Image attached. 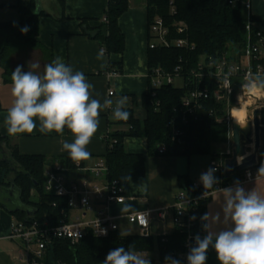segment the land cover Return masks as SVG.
<instances>
[{"label":"trees","instance_id":"trees-1","mask_svg":"<svg viewBox=\"0 0 264 264\" xmlns=\"http://www.w3.org/2000/svg\"><path fill=\"white\" fill-rule=\"evenodd\" d=\"M59 1L64 6V0ZM146 1L149 28L156 16L162 17L169 29L170 40L186 38L194 44V48H180L175 45L149 48V74L155 69L174 73L180 66L186 84L183 87L166 84L155 88L148 77V92L141 97L146 118L141 121L135 118L131 109H126L130 113L129 119L118 123L126 125L128 129L110 131L109 136L104 138L107 150L102 158L108 167L106 179L117 180L127 195L130 181L126 180V177L129 175L131 179L144 177L146 166L144 154L131 153L127 150L126 137L145 138L147 152L151 157H185L188 160L200 155H211L214 158L231 157L222 149L230 139L229 122L226 120L228 101H216L210 89L209 97L201 101L202 105L195 111L197 117L194 119L189 113L185 114L183 98L196 86V79L190 75V70L203 57L209 55L228 54L230 60L240 59L246 49L249 32L244 0ZM35 5L39 7L38 14L33 13ZM16 7L19 11V20L0 22V64L5 83H12L11 73L16 68L12 60L17 53L40 50L45 64L55 58L53 51L37 39L41 29L40 18L46 15L40 7L39 0H17ZM128 7L129 0H108L106 21L95 27L89 26L86 19L81 22L85 34L99 40L105 53L124 52L125 36L119 26V18ZM258 21L252 12L250 30L253 41L256 40L259 29ZM179 23L186 26L183 33L177 30ZM24 26H29L27 34L20 31ZM115 69L121 73L122 63ZM239 90L240 85H236L235 95ZM235 95L233 94L231 98L229 104L231 107L235 106ZM262 117L264 119V114ZM174 127L181 131L180 135H175ZM3 145L9 151V156L3 153ZM162 145L166 146V150L160 153L159 147ZM78 162L84 166L85 160ZM76 163L68 156L54 164L66 165L73 170L77 168ZM261 163H264V147L260 151L258 165L252 169L257 171ZM48 164L49 160L44 155L20 154L18 148L10 143L9 138L0 132V206L8 210L16 221L27 223L37 219L41 223L57 225L64 217L67 208L66 198L44 190V173ZM242 173L243 171L231 176L222 174V178L225 183H234ZM183 178V190L189 197L197 199V203L192 207L191 216H196L191 227L192 234L194 236L199 234L203 238L206 233L200 217L207 212L211 195L207 199H201L204 190L195 188L188 175ZM33 191L37 192L38 200H33ZM186 239L187 232L179 227H175L170 234L159 236L122 234L120 231H114L107 237L88 235L76 244H72L68 239L56 238L47 245L43 260L46 264H103L110 250L117 247H124L127 250L131 246L133 251L148 252L151 264L155 261L150 256L153 252L158 253L161 263H165L166 256L177 258L182 263L178 254L186 251L184 247Z\"/></svg>","mask_w":264,"mask_h":264},{"label":"crops","instance_id":"crops-1","mask_svg":"<svg viewBox=\"0 0 264 264\" xmlns=\"http://www.w3.org/2000/svg\"><path fill=\"white\" fill-rule=\"evenodd\" d=\"M39 2L46 15L40 18L41 29L37 39L53 51L54 57L62 58L66 64L72 66L74 71H81L85 74L87 81L94 85L91 90L92 98L98 99L103 104L106 98L115 102L117 98L127 96L129 102L126 109H131L135 118L143 121L146 118V111L142 106L141 97L149 89L148 50L150 40L147 1L129 0L128 9L119 18V26L125 36L124 52L121 54L104 52L102 60L97 59V55L102 49L99 40L85 34L81 22L86 19L89 26H98L104 21L108 0H64V6L59 0H39ZM16 5L17 0H0V22L19 20V11ZM256 16L259 20L257 26L264 29V15ZM32 51L28 54L29 60H34L32 56L38 57L37 60L41 65L39 70L42 72L45 62L42 60L41 52L40 50ZM119 63H122L120 74L111 78L100 74L108 69H115ZM12 64H14L13 60ZM101 64H104L105 67L102 68ZM1 71L3 70L1 69ZM2 81L4 85H1ZM11 88L12 83H5L2 73L0 81L1 134L9 138L10 143L18 148L20 154L44 155L49 160L48 166L54 165L61 158L68 157V153L62 150V143L64 141L71 143L74 137L67 127L63 133L55 131L42 133L40 121L37 119L35 121L36 128L31 133L8 134L5 118L8 109L14 103ZM111 90L114 92L113 95H110ZM234 113H236L235 109ZM127 129L126 125L119 124L112 118L111 109L102 108L98 129L87 145V150L91 155L85 160L84 167L89 168L103 160L102 157L107 150L104 139L107 132L126 131ZM125 145L129 152L145 155L146 174L144 177L131 179L129 196L132 199L129 198L124 203H130L136 212L152 211L150 228L153 236L172 233L175 229L172 214H168L165 219H160L157 211L172 207L175 196L184 189L181 179L185 176L184 174H187L192 182L196 181L193 176L194 170L190 166L188 173L182 172L178 160L181 157L149 156L145 138L126 137ZM87 174V171L81 170L73 171L70 176L76 178ZM141 184L148 186L147 193L140 191L138 186ZM244 187L264 196V177L247 183ZM215 200L216 197L211 196L207 212L219 210ZM122 207L123 204H113L109 211L112 215L120 217L119 231L122 234H135L126 232L131 223L125 218L128 214H121L120 208ZM14 221L15 217L0 206V264H23L21 259L22 244L19 240L11 237ZM207 264H219L216 253L211 248L208 251Z\"/></svg>","mask_w":264,"mask_h":264},{"label":"clouds","instance_id":"clouds-1","mask_svg":"<svg viewBox=\"0 0 264 264\" xmlns=\"http://www.w3.org/2000/svg\"><path fill=\"white\" fill-rule=\"evenodd\" d=\"M33 13H39L38 5L33 8ZM20 31L27 34L29 26L22 27ZM103 57L104 50L101 49L97 59L102 60ZM101 67L105 65L101 64ZM40 68V63L33 60L29 62L28 71H23V66L18 65L11 73L14 103L5 118L8 134L31 133L36 128L37 119L42 133H63L67 127L74 140L71 143L64 141L62 150L73 161L88 159L91 154L87 145L98 129L101 109H111L113 119L127 121L130 117L126 110L129 97L121 96L115 102L106 98L101 104L98 99L91 97L94 85L87 81L85 74L74 71L60 57L45 64L42 72L38 71ZM229 76L230 73L226 74L219 83L230 91L232 81ZM245 81L242 84L243 94L264 93V74L249 71ZM236 121L241 127L246 125L242 119ZM242 159L238 157L237 162ZM216 171V168L210 167L200 175L199 181L204 189L200 198L207 199L210 195L216 197L214 202L219 210L206 212L200 217L206 235L203 238L199 234L194 237L195 246L189 249L187 264H207L210 248L215 251L219 264H264V196L246 189L239 179L230 187H216L220 183L215 176ZM246 175L252 178L251 172ZM256 176L264 177V163L257 169ZM126 180L131 181V176L126 177ZM138 188L143 193L148 191L146 184ZM117 202L123 204L121 214L138 217L139 224L147 227L148 213L136 212L122 198H117ZM190 220H196V216H191ZM100 234L106 235V230L100 229ZM76 235L79 236V233ZM103 264H151V260L148 252L133 251L131 246L127 250L117 247L109 251ZM165 264H181V261L166 256Z\"/></svg>","mask_w":264,"mask_h":264},{"label":"built area","instance_id":"built-area-1","mask_svg":"<svg viewBox=\"0 0 264 264\" xmlns=\"http://www.w3.org/2000/svg\"><path fill=\"white\" fill-rule=\"evenodd\" d=\"M243 5L247 13V28L249 32L247 34V46L240 59L230 60L228 54L209 55L203 57L190 70V75L196 79V86L183 98V106L185 108V114L189 113L194 119L197 117L195 111L200 109L202 105L201 101L209 97L211 93L210 89L216 101H228L229 106L233 94L235 95L234 89L236 85H240V93H242V84L246 82L245 76L249 71L253 74L257 72L264 74V29H258L256 40L253 41L250 30L252 2L251 0H244ZM104 21H106V17ZM185 28L186 26L183 23H179L177 30L179 33H183ZM168 35L169 29L165 25L163 18L156 16L149 28V48L169 47L171 45L180 48H194V44L190 43L188 39L178 38L170 40ZM229 73V79L232 81L230 91L224 89L223 85L219 83ZM100 74L111 78L120 73L116 69H108ZM148 77L151 80V85L155 88L166 84L174 85V81L177 78L181 79L182 84L175 86L183 87L186 84L184 76L181 75L180 66L175 69L174 73H167L162 69H155L151 71V74L148 73ZM235 80L238 82H235ZM113 93L111 90L110 95H113ZM239 97V94L235 95L236 99H239ZM232 109L230 112H232ZM173 132L176 136L181 134V131L176 127L173 128ZM108 136L109 132H107L104 138ZM165 150V145L159 147L160 153H163ZM226 152L228 155L231 154L230 151ZM226 159L219 157V161L215 159L212 161V168L217 169L215 176L219 179L220 183L216 187L219 188H226L233 185V183H225L222 178V174H225L224 163ZM76 165L77 168L73 170L62 164L49 165L45 169L44 190L56 196L66 198L67 208L59 224L41 223L37 219H32L27 223L16 220L13 222L11 237L19 240L22 244L21 259L23 264H46L43 260L46 255V247L56 238L68 239L72 244H76L88 235L107 237L114 231L120 230V217L110 213V206L120 204L117 202V198H122L125 202L129 198L132 199V197L124 194L123 188L117 180L108 181L106 179L108 167L104 159L89 168L81 166L80 162H77ZM81 170L87 171L88 174L76 178L70 176L73 171ZM249 172L252 174L251 179L246 175ZM259 178L261 177L256 176L255 170L248 169L243 171L238 179L245 185ZM193 186L197 189L204 190L199 180L194 181ZM196 203V198L189 197L186 191L182 190L175 196L171 208L157 211L160 219H165L168 214H172L174 226L187 232V239L184 244L186 251L178 254V257L182 260L181 264H187L186 256L189 249L195 246V236L192 234L191 229L193 220H190V217L193 210L192 207ZM142 212L148 213L149 223L147 227L139 224L138 217L134 218L128 214L125 218L129 223L137 225L140 229L139 233L142 236H150L152 235L150 228L152 211L147 210ZM100 229L106 230L107 234H100ZM77 233H79V236L76 235Z\"/></svg>","mask_w":264,"mask_h":264},{"label":"rangeland","instance_id":"rangeland-1","mask_svg":"<svg viewBox=\"0 0 264 264\" xmlns=\"http://www.w3.org/2000/svg\"><path fill=\"white\" fill-rule=\"evenodd\" d=\"M252 2V12L255 15H259L262 14L264 15V0H251ZM33 52L32 50H27V51H21L19 53H17L16 55L13 56V62L15 64V67H17L18 65H22L23 66V71H28L29 70V57L28 54ZM27 53V54H26ZM32 59H34L35 61H38V57L36 56H32ZM1 64H0V75L2 76L3 71H1ZM40 71V70H38ZM182 81L181 79H176L174 81V85H181ZM3 81H2V84ZM240 95V97L242 96L241 100H239L238 98L236 99V103L234 107H231V105L228 106V114L226 117V120L229 122V128H230V136H229V141L227 144L222 146V149L226 150V151H230V156H232L233 154V148H234V144H233V138H232V122L233 120V116L235 115L234 113V109L236 108H244V115L245 116V122H249L252 121L253 119V113L255 110L259 111V118L261 121V125L263 126V134H262V139H261V144L264 147V119H262L263 117V111H264V96L263 93L259 94V98H250L251 95L244 93L243 91L242 93L239 92L236 95ZM251 101L249 106H243V104L241 103V101ZM232 109V112H230V110ZM231 113V115H230ZM254 149V147H249L248 148V152H252ZM213 159L219 161V157H213L211 155H200V156H193L190 160H188L185 157H181L178 158L179 163H180V169L182 170V172L184 173H188V169L191 166V168L194 170L193 176L196 178V181L199 180V177L202 173H204L205 171H207L210 167H212V161ZM187 175V174H184ZM183 180L184 183V178H181ZM32 198L33 200H38V194L36 191L32 192ZM126 231V230H125ZM139 228L135 225V224H130L129 230H127L126 232L129 233H138ZM151 258L155 259L153 264H165V263H161L158 259V253L157 252H153L151 253Z\"/></svg>","mask_w":264,"mask_h":264},{"label":"water","instance_id":"water-1","mask_svg":"<svg viewBox=\"0 0 264 264\" xmlns=\"http://www.w3.org/2000/svg\"><path fill=\"white\" fill-rule=\"evenodd\" d=\"M263 126L259 118V111L255 110L252 121L246 122L241 127L236 121L232 122L233 154L224 163L225 174L231 176L239 172L252 169L258 165L259 154L263 146L261 144ZM249 147H254L252 152H248ZM2 151L9 156V151L3 145ZM238 157H243L242 161L237 162ZM13 195V192L11 193Z\"/></svg>","mask_w":264,"mask_h":264},{"label":"bare ground","instance_id":"bare-ground-1","mask_svg":"<svg viewBox=\"0 0 264 264\" xmlns=\"http://www.w3.org/2000/svg\"><path fill=\"white\" fill-rule=\"evenodd\" d=\"M27 54V53H26ZM261 94V93H260ZM251 95L250 98H253V97H259V94H255V95H252V94H249ZM250 102L249 100L247 101H241V103L243 104V106H249L250 105ZM236 109H239V111H235L236 113V116L233 117V120L236 121L237 119H242L245 121V117L243 116L244 115V108H236ZM237 122V121H236ZM117 143V142H116ZM179 145V144H178ZM110 180V179H109ZM54 221V220H53ZM59 224V223H58ZM80 243V242H79Z\"/></svg>","mask_w":264,"mask_h":264}]
</instances>
